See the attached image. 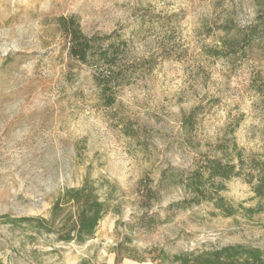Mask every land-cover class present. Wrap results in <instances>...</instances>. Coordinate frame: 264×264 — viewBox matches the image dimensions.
<instances>
[{
  "label": "rangeland",
  "instance_id": "1",
  "mask_svg": "<svg viewBox=\"0 0 264 264\" xmlns=\"http://www.w3.org/2000/svg\"><path fill=\"white\" fill-rule=\"evenodd\" d=\"M71 15L121 44L112 105L96 65L69 54L58 18ZM262 90L264 0H0V264L264 251V195L249 166L264 161ZM239 150L242 175L211 181L224 209L194 203L186 177ZM87 178L111 210L86 242L3 223L48 216Z\"/></svg>",
  "mask_w": 264,
  "mask_h": 264
},
{
  "label": "trees",
  "instance_id": "2",
  "mask_svg": "<svg viewBox=\"0 0 264 264\" xmlns=\"http://www.w3.org/2000/svg\"><path fill=\"white\" fill-rule=\"evenodd\" d=\"M58 24L68 38L70 56L83 64L96 65L94 79L100 88V96L107 105H112L115 96L110 91L120 84L117 67L121 44L111 40V36H91L85 33L75 15L60 16ZM235 158L236 162L228 160L226 163L220 157L210 159L206 166L193 170L186 177L184 187L190 191L194 203L215 201L217 207L224 209L223 197H213L218 189H213L214 182L211 181L241 176L246 162L240 150ZM249 166L253 175L258 173L256 192L263 196L264 161L252 160ZM110 210L108 200L101 197L87 178L79 186L66 187L53 202L48 216L11 217L6 214L1 219H4L3 223L20 225L31 232L52 234L58 242L84 243L94 236L101 220ZM226 210L230 211L229 208ZM173 261L179 264H264V251L238 244L198 255H176Z\"/></svg>",
  "mask_w": 264,
  "mask_h": 264
}]
</instances>
